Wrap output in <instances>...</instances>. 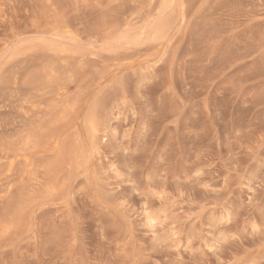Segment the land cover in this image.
Listing matches in <instances>:
<instances>
[{
    "label": "rangeland",
    "instance_id": "374dc122",
    "mask_svg": "<svg viewBox=\"0 0 264 264\" xmlns=\"http://www.w3.org/2000/svg\"><path fill=\"white\" fill-rule=\"evenodd\" d=\"M50 1L0 0V264H264V0Z\"/></svg>",
    "mask_w": 264,
    "mask_h": 264
},
{
    "label": "bare ground",
    "instance_id": "6f19581e",
    "mask_svg": "<svg viewBox=\"0 0 264 264\" xmlns=\"http://www.w3.org/2000/svg\"><path fill=\"white\" fill-rule=\"evenodd\" d=\"M49 1H50V0H49ZM51 1H52V0H51ZM51 1H50V2H51ZM154 1H155V0H154ZM154 1H153V2H154ZM156 1L158 2L159 0H156ZM156 1H155V2H156ZM173 1H174V0H161V1H159V2H162V4H163L162 8H163L165 5H167V4H169V3H172ZM175 1H176V0H175ZM175 1H174V2H175ZM177 1H178V0H177ZM177 1H176V2H177ZM144 2H145V1H144ZM151 2H152V1H151ZM157 2H156V4H159V2H158V3H157ZM181 2H182V1H181ZM33 3H34V2H33ZM33 3H32V4H33ZM38 3H39V2H38ZM122 3H124V2H122ZM133 3H134V2H133ZM133 3H132V4H133ZM149 3H150V2H149ZM179 3H180V2H179ZM179 3H177V4H179ZM153 4H155V3H152L151 5H153ZM156 4H155V5H156ZM175 4H176V3H175ZM177 4H176V5H177ZM33 5H34V4H33ZM38 5H39V4H37L36 7H38ZM40 5H41V4H40ZM52 5H53V2H52ZM118 5H119V4H118ZM136 5H137V4H136ZM151 5H150L149 7H152ZM172 5H174V4H172ZM121 6H123V5H121ZM159 6H161V4H159ZM169 6H171V4H170ZM169 6H168V7H169ZM36 7H35V8H36ZM41 7H43V6L41 5ZM49 7H51V6L49 5ZM138 7H139V6H138ZM149 7H148V8H149ZM153 7H155V6H153ZM153 7L151 8V11L153 10ZM33 8H34V7H32V9H33ZM35 8H34V9H35ZM47 8H48V7H47ZM118 8H119V7H118ZM166 8H167V6H166ZM169 8H170V7H169ZM169 8H167V9H165V10L168 11ZM171 8H172V7H171ZM171 8H170V9H171ZM173 8H175V7H173ZM173 8H172V10H175V9H173ZM121 9H122V8H121ZM121 9H119V10H121ZM163 9H164V8H163ZM147 10H148V9H147ZM154 10H155V9H154ZM160 10H162V9H160ZM33 11H35V10H33ZM39 11H40V10H39ZM157 11H158V10H157ZM166 11H164V12L166 13ZM170 11H171V10H170ZM35 12H36V11H35ZM125 12H126V11H125ZM172 12H173V11H172ZM33 13H34V12H33ZM40 13H41V11H40ZM121 13H123V11H122ZM121 13H120V14H121ZM133 13H134V12H133ZM159 13H160V15H161V11H160ZM162 13H163V11H162ZM165 13H164V14H165ZM170 13H171V12H170ZM174 13H175V11H174ZM123 14H124V13H123ZM129 14H130V13H129ZM129 14H128V15H129ZM172 14H173V13H172ZM110 15H111V14H110ZM113 15H114V14H113ZM113 15H112V17H114ZM115 15H116V13H115ZM117 15H118V14H117ZM117 15H116V17H117ZM125 15H126V14H125ZM128 15H127V16H128ZM160 15H159V16H160ZM170 15H171V14H170ZM175 15H177V14H175ZM175 15L173 14L172 16H175ZM167 16H168V19H170V18H169L170 16H169L168 14H167ZM167 16H166V17H167ZM184 16H185V15H184ZM118 17H119V16H118ZM121 17L123 18V16H121ZM130 17H131V16H130ZM130 17H129V18H130ZM148 17H150V16H148ZM148 17H147V20H149ZM166 17L163 15L162 18H166ZM103 18H104V17H103ZM107 18H108V17H107ZM107 18H105V19L107 20ZM126 18H127V17H126ZM132 18H133V16H132ZM132 18H131V19H132ZM116 19H117V18H116ZM118 19H119V18H118ZM118 19H117V20H118ZM134 19H135V18H134ZM151 19H152V18H150V20H151ZM156 19H157V18H156ZM174 19H175V17H173V21H174ZM150 20L148 21V22H150V23H148V25L154 23V22H152V21H150ZM166 20H167V19H166ZM166 20H165V21H166ZM175 20H176V19H175ZM108 21H110V20H108ZM121 21H122V20H121ZM130 21H131V20H130ZM132 21H133V20H132ZM165 21H164V22H165ZM167 21H168V20H167ZM167 21H166V22H167ZM117 22H118V21H117ZM164 22H161V21L159 22V21H158L159 24H160V23H164ZM174 22H175V21H174ZM103 23L105 24V22H103ZM103 23H102V24H103ZM106 23H107V21H106ZM121 23H122V22H121ZM133 23H134V21H133ZM133 23H132V25H133ZM107 24H108V23H107ZM107 24H106V25H107ZM110 24H111V22H110ZM113 24H114V23H113ZM123 24H124V23H122V25H123ZM159 24H158V25H159ZM169 24H170V23H169ZM106 25H105V27H106ZM108 25H109V24H108ZM108 25H107V27L109 28L110 26H108ZM116 25H117V24H116ZM118 25H119V24H118ZM98 26H99L100 28L102 27V26H100V25H98ZM111 26H112V25H111ZM113 26H114V25H113ZM129 26H130V25H129ZM129 26H128V27H129ZM144 26H145V24H144ZM144 26L142 27V29L144 28ZM155 26L157 27L156 23H155ZM159 26H160V29H158L157 32H156V30H154L157 34H158V32L163 28L161 24H160ZM126 27H127V26H126ZM148 27H149V26H148ZM167 27H169V26H167ZM111 28H112V27H111ZM114 28L117 29L118 27H117V26H116V27L114 26ZM119 28H120V27H119ZM145 28H146V27H145ZM151 28H152V27H151ZM164 28H165V27H164ZM98 29H99V28H98ZM103 29H105V28L103 27ZM112 29H113V28H112ZM116 29H115V30H116ZM152 29H153V28H152ZM154 29H155V28H154ZM106 30H107V28L105 29V31H106ZM115 30H113V32H114ZM119 30H121V29H119ZM119 30H118V31H119ZM135 30H136V28H135ZM150 30H151V29H150ZM150 30H149V31H150ZM162 30H163V29H162ZM162 30H161V32H162ZM166 30H168V29H165V31H166ZM101 31H102V30H101ZM107 31H108V30H107ZM107 31H106V32H107ZM109 31L111 32L112 30H109ZM109 31H108V32H109ZM122 31H123V30H122ZM126 31H127V30H126ZM129 31H130V30H129ZM141 31H142V30H141ZM141 31H140V32H141ZM98 32H100V31H98ZM103 32H104V31H103ZM116 32H117V31H116ZM124 32H125V31H124ZM135 32H136V31H135ZM142 32H143V31H142ZM133 33H134V32H133ZM136 33H137V32H136ZM144 33H145V30H144ZM164 33H165V32H164ZM97 34L99 35L100 33H97ZM102 34L104 35V33H102ZM110 34L112 35V33H110ZM128 34H129V33H128ZM134 34H135V33H134ZM140 34H141V33H140ZM142 34H143V33H142ZM145 34H146V33H145ZM147 34H148V33H147ZM152 34H153V33H152ZM152 34H151V35H152ZM159 34H160V32H159ZM159 34H158V35H159ZM161 34H162V33H161ZM161 34H160V35H161ZM165 34H166V33H165ZM100 35H101V34H100ZM103 35H102V36H103ZM117 35H118V34H117ZM120 35H122V33H121ZM130 35H131V34H130ZM158 35H157V37H158ZM160 35H159V37H160ZM106 36H107V35H106ZM135 36H136V34H135ZM140 36H141V35H140ZM148 36H150V34H148ZM163 36H164V35H163ZM107 37H108V36H107ZM120 37H121V36H120ZM128 37H129V36H128ZM128 37H127V38H128ZM138 37H139V36H138ZM138 37H137V39H138ZM141 37H142V36H141ZM112 38H113V37H112ZM129 38H130V37H129ZM139 38H140V37H139ZM115 39H116V38H115ZM134 39H136V38H134ZM126 41H127V39H126ZM129 41H130V40H129ZM132 41L135 42L134 40H132ZM115 42H116V41H115ZM118 42H119V41H118ZM115 44H116V43H114V45H115ZM55 47H57V46H55ZM44 56H45V55H43L42 58H44ZM45 57L47 58V56H45ZM49 57H51V56L49 55L47 59H49ZM55 58H56V57H55ZM76 62H78V61H76ZM47 63H48V61L46 62V64H47ZM58 63H59V62H58ZM58 63H57V64H58ZM54 64H55V63H54ZM54 64H53V66H54ZM60 64H61V63H60ZM64 64H66V63H64ZM84 64H85V62H84ZM44 65H45V64H44ZM44 65H43V67H44L43 69H46V67H47V68H51V67H48L49 64H48V65H45L46 67H45ZM66 65H67V64H66ZM71 65H72V64H71ZM55 66H56V65H55ZM61 66H62V65H61ZM74 66H75V65H74ZM77 66H78V64H77ZM81 66H82V65H81ZM41 67H42V65H41ZM62 67H64V66H62ZM68 67H69V66H68ZM75 68H76V67H75ZM82 68H83V67H82ZM38 69H39V68H38ZM40 69H41V68H40ZM72 69H73V68H72ZM76 69H77V68H76ZM50 70H51V69H50ZM50 70H49V72H48V70H47V73H48V74L51 73ZM55 70H56V67H55ZM64 70H65V68H64ZM77 70H79V66H78V69H77ZM60 71L62 72V70H60ZM70 71H72V70L70 69ZM42 72H43V71H42ZM35 73H36V72H35ZM47 73H43V74H47ZM58 73H59V72H58ZM77 73H78V72H77ZM37 74H39V71L36 73V75H37ZM43 74H40L41 76L39 75V76H40L39 78H41V80L43 79L42 81H44V78H45V76H44ZM48 74H47V75H48ZM51 74H52V73H51ZM51 74H50V75H51ZM74 74H75V73H74V69H73V74H72V76H73ZM36 75H35V76H36ZM42 75H43L44 77H42ZM50 75H48V79H49V76H50ZM65 75H66V74H65ZM51 76H52V75H51ZM51 76H50V77H51ZM60 76H61V75H60ZM69 76H71V75H69ZM74 76H76V74H75ZM77 76H78V75H77ZM77 76H76V77H77ZM54 77H55V75H54ZM64 77H65V76H64ZM36 78H38V75H37ZM60 78H61V77H60ZM69 78H70V77H69ZM74 78H75V77H74ZM50 79H51V78H50ZM50 79H49L48 81L51 82L50 84H52L53 81H50ZM58 79H59L58 77L55 78L56 81H54V82H56V84H57V80H58ZM63 79H64V78H63ZM71 79H72V78H71ZM38 80H39V79H37V82H36L37 84H38ZM51 80H52V79H51ZM53 80H54V78H53ZM34 81H36V80H34ZM60 81H62V80L60 79ZM65 81H66V78H65ZM73 82H74V81H73ZM40 83H41V84H44V83H42L41 81H40ZM40 83H39V84H40ZM37 84H36V85L34 84V85L37 86ZM41 84H40V85H41ZM54 84H55V83H54ZM59 84H60V82H59ZM70 85H71V83H70ZM35 86H34V87H35ZM55 88H56V87H55ZM55 88H54V89H55ZM55 90H56V89H55ZM55 90H54V91H55ZM47 91L49 92L50 90H47ZM52 91H53V90H52ZM42 93H43V92H42ZM46 93H47V92H46ZM49 93L51 94V92H49ZM54 93H56V92H54ZM52 94H53V93H52ZM47 95H48V94H47ZM64 95H65V94H64ZM71 95H72V94H71ZM75 95H76V94H75ZM45 96H46V95H45ZM69 96H70V95H69ZM69 96L66 95V97H69ZM78 96H79V95H78ZM66 97H62V98L65 99ZM70 97H71V96H70ZM70 97H69V98H70ZM75 97H77V96H75ZM77 98H78V97H77ZM77 98H76V99H77ZM67 99H68V98H67ZM57 100H58V99H57ZM59 100H60V99H59ZM59 100H58V102H59ZM66 101H67V100H66ZM66 101H65V102H66ZM69 101H70V100H69ZM69 101H68V102H69ZM26 102H27V101H26ZM65 102H64V103H65ZM32 103H33V102H32ZM44 103H45V101H44ZM64 103H63V102H60V104H62V105H63ZM73 103L75 104V102L72 101V107H71V109H73V105H74ZM79 103H80V102H79ZM40 104H41V103H40ZM40 104H39V105H40ZM60 104H59V105H60ZM67 104H68V103H67ZM22 105H23V104H22ZM43 105H44V104H43ZM47 105H48V104H47ZM47 105H46V106H47ZM62 105H60V106H62ZM68 105H69V104H68ZM26 106L28 107V105H26ZM48 106H49V105H48ZM74 106H78V104H77V105L75 104ZM50 107H51V106H50ZM50 107H48L49 109H47V108L44 107V108H45V109H44V110H45L44 112H46V109H47V110H51V111H53L52 109H53V107H55V104L53 105V107H51L52 109H51ZM39 108H41V106H40ZM68 108H69V107H68ZM77 108H78V107H77ZM89 108H90V107H89ZM21 109H22V106H21ZM54 109H55V108H54ZM56 109H60V108H58V106H57ZM56 109H55V110H56ZM62 109H63V108H62ZM71 109L69 108L68 110H66V108H65L64 110L66 111V114H67V111L69 112V110H71ZM32 110H34V109H32ZM37 110H38V109H37ZM40 110H41V109H40ZM88 110H89V109H88ZM35 111H36V109H35ZM35 111H33V113H36V112H37V111H36V112H35ZM42 111H43V109H42ZM51 111L49 112L50 114L48 113V115H51V114H52ZM56 111H57V110H56ZM73 111H74V112H73ZM75 111H76V110H72V111H70V112H71V114H74ZM20 112H21V111H20ZM27 112H28V111H27ZM47 112H48V111H47ZM47 112H46L45 114H47ZM88 112H89V111H88ZM95 112H96V109H95ZM53 113H54V111H53ZM59 113H60V111L58 112V115L56 114V116H54V114H53L52 117H57V116L61 117ZM96 113H97V112H96ZM23 114H24V113H23ZM30 114H32V112H31ZM37 114H38V113H37ZM42 114H43V112L41 113V116H40V117H41V118H40L41 120H42V118H45V119H46V118L48 117L47 115H46V116L43 115L44 117H42ZM68 114H70V113H68ZM92 114H94V113H92ZM39 115H40V114H39ZM74 115H76V117H77V114H76V113H75ZM86 115H87V114H86ZM31 116L33 117V115H31ZM71 116H72V117H71ZM71 116H69V117L72 119V118H73V115H71ZM93 116H94V115H93ZM25 117H27V116L25 115ZM28 117H29V116H28ZM35 117H36V116H35ZM37 117H39V116H37ZM50 117H51V116H50ZM69 117L67 116V118H69ZM95 117H96V116H95ZM48 118H49V117H48ZM63 118H64V117H63ZM70 118H69V119H70ZM31 119H33V118H30V120H31ZM38 119H39V118H38ZM53 119H55V118H53ZM57 119L60 120V119H62V117H61V118H56L55 120H57ZM95 119H96V118H95ZM49 120H50V122H51V119H49ZM55 120H54V121H55ZM74 120H75V119H74ZM74 120H73V121H74ZM22 121H27V123H29L28 120H27V118H26V120H22ZM31 121H33V120H31ZM37 121H38V120H37ZM37 121H36V122H37ZM96 121H97V119H96ZM41 122H42V121H41ZM52 122H53V121H52ZM55 122H56V121H55ZM58 122H60V121H58ZM61 122H63V119L61 120ZM61 122H60V123H61ZM66 122H67V121H66ZM22 123H23V122H22ZM25 123H26V122H25ZM27 123H26V124H27ZM64 123H65V122H64ZM96 123H97V122H96ZM29 124H30V123H29ZM33 124H34V123H33ZM35 124H36V123H35ZM35 124H34V125H35ZM57 124H58V123H57ZM78 124H79V123H78ZM30 125H31V124H30ZM43 125H44V124H43ZM43 125L41 124V125H38L37 127H36V125H35L34 128H33V126L31 125L32 128H29V129L27 128V129L25 130V133H23L24 130H23L22 126L20 125V126H19V129H21V130H20L21 132H22V130H23V132H22L23 135H21V138H19V140L16 141V144H15L16 147H15V148L12 147V146L14 145V144L12 143L13 141L11 142L12 144L10 145V147H11L10 149H11L12 151H13V150H14V151L17 150L19 156H21V155H25L26 151L32 149L33 147L35 148L36 144L39 143L37 139H38L39 137H40V139L43 137L42 135H39V134H38V131L41 130L40 128H41ZM45 125H46V127H48L47 124H45ZM45 125H44V127H45ZM49 125L52 126L53 124H49ZM55 125H56V123L54 124V126H55ZM26 126H28V124H27ZM54 126H52V128H55V127H56V126H55V127H54ZM65 126H66V124H65ZM65 126H64V127H65ZM96 126H98V125H95V124H94L93 117H88L87 127H88V131L90 132L89 134H91V137H92V133H95V132H96V128H97ZM16 127H18V125H16ZM16 127H15V128H16ZM20 127H21V128H20ZM44 127H43V128H44ZM49 128H50V127H49ZM56 128H57V127H56ZM24 129H25V128H24ZM17 130H18V129H16V131H14L15 134H17L16 132H19V131H17ZM47 130H48V129H47ZM50 130H51V129H50ZM50 130H49V132H50ZM59 130H61V129H59ZM74 130H75V129H74ZM44 131H45V130H43V132H44ZM76 131H77V130H76ZM76 131H75V133H77ZM41 132H42V130H41ZM49 132H45V133L49 135ZM52 132H54V131H52ZM69 132H70V131H69ZM22 133H21V134H22ZM52 134H54V133H52ZM70 134H72V132H71ZM70 134H69V136L72 137V135H70ZM77 134H78V133H77ZM77 134H76V135H77ZM11 135H12V134H11ZM13 135H14V134H13ZM13 135H12L11 137H13ZM19 135H20V134H19ZM19 135H17L16 137H20ZM37 136H38V137H37ZM41 136H42V137H41ZM81 136H82V135H81ZM47 137H48V136H47ZM65 137H66V136H65ZM87 137H88V136H87ZM14 138H15V137H14ZM14 138H13V139H14ZM36 138H37V139H36ZM72 138H73V137H72ZM72 138H70L71 141L73 140ZM85 138H86V137H85ZM88 138H89V137H88ZM11 139H12V138H11ZM40 139H39V140H40ZM48 139H49V138H48ZM48 139L46 138L45 140H48ZM62 139L64 140L63 137H62ZM68 139H69V137H68ZM68 139H67V141L65 140V143L67 142V144H68ZM74 139H75V138H74ZM14 140H15V139H14ZM41 140H42V139H41ZM49 140H50V139H49ZM59 140H60V139H59ZM86 140H88V139H86ZM7 141H9V140H7ZM42 141H43V140H42ZM74 141H75V140H74ZM80 141H81V140H80ZM36 142H37V143H36ZM14 143H15V142H14ZM40 143H41V141H40ZM48 143H49V142H48ZM48 143H47V145H48ZM50 143H51V142H50ZM50 143H49V144H50ZM65 143H64V144H65ZM91 143H92V142H91ZM9 144H10V141H9ZM43 144H46V142L43 143ZM43 144H42V145H43ZM3 145H7V142H6L5 144H3ZM79 145H80V144H79ZM40 146H41V145H40ZM82 146H83V144H82ZM37 147H38V146H37ZM66 147H67L69 150H71L69 145L65 146V148H66ZM83 147H84V146H83ZM83 147H82V148H83ZM12 148H13V149H12ZM62 148H63V147L61 146V149H62ZM67 148L65 149V151L67 150ZM73 148H74V147H73ZM6 149H7L6 151H8V148H6ZM35 149H37V148H35ZM59 150H60V149H59ZM17 151L14 152V153L12 152V153L16 156ZM32 151H34V150H32ZM57 151H58V150H57ZM65 151H64V149H63V153H66ZM67 151H68V150H67ZM82 151H83V150H82ZM28 152H29V151H28ZM69 152H70V151H68V153H66L65 155L69 154ZM8 153H9V152H7V154H8ZM56 153H57V152H56ZM59 153L61 154L62 152L59 151V152L57 153V154H58V157H59V155H60ZM73 153H74V151H73ZM77 153H78V152H77ZM4 154H6V153H4ZM27 154H28V153H27ZM32 154H33V153H32ZM51 154H52V153H51ZM54 154H55V153H54ZM57 154H56V155H57ZM45 155L47 156V154H44V155H43L44 158H45ZM56 155H55V156H56ZM63 155H64V154H63ZM65 155H64V157H65ZM75 155H76V154H75ZM77 155H79V154H77ZM7 156H8V155H7ZM9 156H10V158H12L11 155H9ZM48 156H50V155H48ZM55 156H54V160H55V158H56ZM67 156L69 157V155H67ZM72 156H73V155H72ZM36 157H37V156H36ZM52 157H53V156H52ZM52 157H51V158H52ZM58 157H57V158H58ZM64 157H63V159H64L63 162L61 161V158H62V157L59 158V160H58V164H60V165L63 164V165L65 166V164H64V162H65V163L68 165V160H67L68 157H66V159H65ZM6 158H9V157H6ZM40 158H42V159L44 160L43 157H40ZM48 158H49V157H48ZM51 158H50V159H51ZM72 158H73V157H72ZM82 158H83V157H82ZM45 159H46V158H45ZM50 159H49V160H50ZM52 159H53V158H52ZM52 159H51V161H52ZM21 160H22V159H21ZM39 160H40V159H39ZM65 160H66V161H65ZM83 160L85 161V159H82V161H83ZM17 161L19 162V160H17ZM17 161H16V163H17ZM73 161H74V159H72L71 162L73 163ZM84 161H83V162H84ZM28 162H29V161H28ZM54 162H55V161H54ZM56 162H57V161H56ZM16 163H15V164H16ZM25 163H26V162H25ZM48 163H50V161H49ZM17 164H19L20 167H21V166L23 165V162H22V164H21L20 162L17 163ZM17 164H16V165H17ZM45 164H46V161L44 162V165H43V166L41 165L42 168H45ZM16 165H15V167L18 168V169H20V168L17 167ZM25 165H26V164H25ZM33 165H35V161H34ZM36 165H37V164H36ZM36 165H35V166H36ZM53 165H54V164H53ZM60 165H59V166H60ZM72 165H73V164H71V166H72ZM47 166H48V165H47ZM54 166H56V165H54ZM15 167H14V169H15ZM25 167H26V166H25ZM25 167H23V168H25ZM39 167H40V166H39ZM39 167L37 168V166H36V168H37L36 171L39 170ZM52 167H53V166H52ZM52 167H50L49 172H50V170H51ZM21 168H22V167H21ZM59 168H60V167H59ZM72 168H74V167L72 166ZM14 169H13V170H14ZM18 169H16V170L18 171V173H15V172L13 171V172L15 173V176L21 174V173H19V171H20L21 169H20V170H18ZM33 169H34V168H33ZM43 170H44V169H43ZM55 170H56V169H55ZM57 170H58V169H57ZM71 170H72V169H71ZM73 170H74V169H73ZM22 171L24 172L23 169H22L20 172H22ZM59 171H60V170H59ZM61 171H62V170H61ZM23 172H22V173H23ZM33 172H34V171H33ZM39 172H40V170H39L38 173H36V174H39ZM68 172H70V171L67 170L66 174H67ZM14 173H13V174H14ZM41 173H45L46 176L43 175V174L40 176V174H39V175H36V174L33 173V176L31 175V176L29 177V179H28V184H25V185H26L25 190H26V188H28V190H27L25 193H23V195H22V198H24L23 201H24V200L27 201L25 204L28 203V200H31V201L34 202V200H32V199L38 197V196L41 195L42 193L45 194V193H49V192L51 191V188H50V187H44V186H45V183H44V181H43V180L45 179V177H46V179L48 178V177H47V176L49 175V174H47V173H48V169L46 168V170H44V172L42 171ZM50 173H51V172H50ZM55 173H56V172H53V175H55ZM72 173H73V172H72ZM64 174H65V173H64ZM11 176H14V175H11ZM50 177H51V176L49 175V178H50ZM51 178H52V177H51ZM51 178H50V179H51ZM14 180H15V179H14ZM51 180L53 181V178H52ZM12 181H13V180H12ZM15 181H16V180H15ZM46 181H47V180H46ZM52 181H51V182H52ZM57 183H58V182H57ZM51 184H52V183H51ZM55 184H56V183H55ZM57 185H58V184H57ZM57 185H56V186H57ZM48 186H49V185H48ZM58 186H59V185H58ZM20 187L22 188V186H20ZM54 187H55V186H54ZM64 187H65V186H64ZM15 188H17V187H15ZM60 188H61V187H60ZM18 189H19V188H18ZM16 190H17V189H16ZM13 191H14V190H13ZM56 191H57V190H56ZM56 191H55V192H56ZM59 191H60V190H59ZM16 192H17V191H16ZM53 193H54V192H53ZM15 195H16V194H15ZM46 195H47V194H45L44 196H46ZM18 196H19V195L17 194V195H16V200H17ZM47 197H49V194L47 195ZM40 198H41V196H40ZM49 198H50V197H49ZM41 199H42V198H41ZM21 200H22V199H21ZM17 202H18V201H17ZM33 202H32V203H33ZM34 203H35V202H34ZM19 204H22V203H19ZM14 206L17 207V204L14 205ZM28 206H30V205H28ZM26 208H27V207H26ZM17 209H18V208H16V210H15L16 213L18 212ZM18 210H19V209H18ZM20 210H21V208H20ZM20 212H21V211H20ZM17 214H19V213H17ZM10 221H11V220L9 219V222H10ZM12 222H13V221H12ZM12 222H11V223H12ZM9 225H10V224H9ZM10 227H11V225H10ZM3 229H5V228H3Z\"/></svg>",
    "mask_w": 264,
    "mask_h": 264
}]
</instances>
